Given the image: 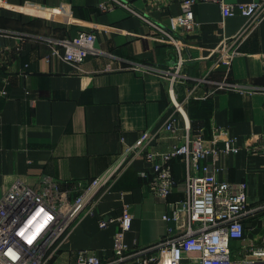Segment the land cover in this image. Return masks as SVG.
Masks as SVG:
<instances>
[{
  "label": "crops",
  "instance_id": "crops-1",
  "mask_svg": "<svg viewBox=\"0 0 264 264\" xmlns=\"http://www.w3.org/2000/svg\"><path fill=\"white\" fill-rule=\"evenodd\" d=\"M117 1L0 4V199L16 183L35 188L44 179L75 193L147 129L160 131L150 149L168 150L176 141L161 129L172 112V94L193 90L184 107L190 135L202 132L210 140L221 127L239 147L202 164L219 182L245 183L250 207L263 205L264 18L239 43L227 69L214 50L238 33L244 17L224 18L217 4L199 2L193 7L195 28L184 37L174 33L172 40L161 30L169 31L180 0ZM81 32H93L95 53L75 65L62 58L58 43ZM179 61L172 83L169 72ZM179 127L178 136L182 118ZM169 165L175 185L163 199L152 190V163L133 159L115 185L100 190L93 214L73 223L49 264H76L80 250L112 260L123 209L130 217L123 232L128 253L181 235L163 216L180 213L178 203L186 200L185 165L182 159ZM101 220L111 222L101 228ZM244 224V238L230 242V253L264 248V212ZM147 257L131 255L121 264H142Z\"/></svg>",
  "mask_w": 264,
  "mask_h": 264
},
{
  "label": "built area",
  "instance_id": "built-area-1",
  "mask_svg": "<svg viewBox=\"0 0 264 264\" xmlns=\"http://www.w3.org/2000/svg\"><path fill=\"white\" fill-rule=\"evenodd\" d=\"M111 1L119 3L117 0ZM199 2L217 4L224 18L240 15L246 19L234 37L223 39L214 50L218 60L229 69L239 43L264 18V0L236 4L224 0H180V13L170 18L169 31H161L172 40L174 33L181 37L187 35L197 25L193 7ZM2 3L3 0H0ZM100 6L104 8V3ZM94 41L93 32H81L72 39L59 42L64 49L62 58L80 65L89 54L95 53ZM261 63L264 72V54L261 55ZM181 64L179 61L174 71L169 72L172 83L179 74ZM193 96V90H186L182 97L174 92L172 94V112L161 130L172 134L176 142L166 151L150 149L160 131L147 129L140 133L134 144L125 146L106 170L81 185L75 193L70 187L61 189L47 179L35 188L19 183L12 185L0 199V264H48L59 245L66 240L73 223L93 214L100 190L115 185L137 157L152 163V190L163 199L171 194L175 185L169 163L175 159L183 160L186 200L178 203L180 213H175L171 218L163 216L164 220L174 221L182 234L175 238L169 235L151 247L128 253L123 232L130 227V217L127 210L123 209L118 218L121 230L113 242V259L103 260L87 250H80L76 264H121L131 255H147L142 264L264 263V248L246 249L237 255L230 253V242L244 238L245 220L263 213L264 204L250 207L245 183L232 186L219 182L208 166L202 164L208 156L234 154L239 151V147L229 137L227 129L221 127L213 129L210 140H206L202 132L190 135L184 107ZM180 118L184 128L178 136ZM262 132L264 136V124ZM109 222L101 220L99 226L104 228ZM37 229L41 230L38 235Z\"/></svg>",
  "mask_w": 264,
  "mask_h": 264
},
{
  "label": "bare ground",
  "instance_id": "bare-ground-1",
  "mask_svg": "<svg viewBox=\"0 0 264 264\" xmlns=\"http://www.w3.org/2000/svg\"><path fill=\"white\" fill-rule=\"evenodd\" d=\"M31 223H32V222H31ZM40 231H41L40 229H37V235H38V233H39ZM37 235H36V236H37ZM36 236H35V237H36ZM35 237H34V238H35ZM32 238H33V237H32Z\"/></svg>",
  "mask_w": 264,
  "mask_h": 264
},
{
  "label": "rangeland",
  "instance_id": "rangeland-1",
  "mask_svg": "<svg viewBox=\"0 0 264 264\" xmlns=\"http://www.w3.org/2000/svg\"><path fill=\"white\" fill-rule=\"evenodd\" d=\"M52 259H53V258H51V260H52ZM51 260L49 261V263H51ZM49 263H48V264H49Z\"/></svg>",
  "mask_w": 264,
  "mask_h": 264
}]
</instances>
